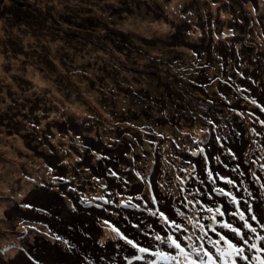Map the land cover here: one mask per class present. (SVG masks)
<instances>
[{"label":"rangeland","instance_id":"obj_1","mask_svg":"<svg viewBox=\"0 0 264 264\" xmlns=\"http://www.w3.org/2000/svg\"><path fill=\"white\" fill-rule=\"evenodd\" d=\"M251 135L264 0H0V264H255Z\"/></svg>","mask_w":264,"mask_h":264},{"label":"trees","instance_id":"obj_2","mask_svg":"<svg viewBox=\"0 0 264 264\" xmlns=\"http://www.w3.org/2000/svg\"><path fill=\"white\" fill-rule=\"evenodd\" d=\"M261 144H262L261 147L256 152H253V148L250 151H249V149H248V151H246V154H245V157H244L243 161H244L245 164L248 165L247 176L240 175V174L237 175L238 178H236V182H234V183L236 185V192L237 191H244V192L247 193L248 197H251V196H253V194L258 192L259 196L261 195V198H262V200L264 202V193H262V190H264V143L261 142ZM250 167H251V169L253 168V171H251ZM255 176L259 179L261 184L256 181ZM206 193H208V192H206ZM229 194H230L231 198L233 199L234 192H231ZM196 201L199 202L198 199H196ZM193 202H194V200H193ZM207 203L211 204L212 202L211 203L207 202ZM204 209H205L204 213L200 212V211H203ZM244 209H245L246 212L242 211V210H241V212L243 214H247L249 216V220L251 222H253L254 221V217H253L254 210H253V207L252 206H248V208H244ZM198 212H200L201 215H202L200 217V219L202 221H204L206 219L207 220L211 219L210 218V214H209L208 210H206L205 206H203L202 209H198ZM196 222L198 223V221H196ZM202 229L203 228H200V231ZM217 235H219V234H217ZM218 239H219V236H218ZM221 240L223 241V239H221ZM226 249L227 250L230 249V248H228L227 244H226ZM228 251L231 252V249L228 250Z\"/></svg>","mask_w":264,"mask_h":264},{"label":"bare ground","instance_id":"obj_3","mask_svg":"<svg viewBox=\"0 0 264 264\" xmlns=\"http://www.w3.org/2000/svg\"><path fill=\"white\" fill-rule=\"evenodd\" d=\"M39 78H40V77H39ZM243 259H245V258H243ZM259 259H260V257H259L258 254L254 253V254L252 255V260L258 261Z\"/></svg>","mask_w":264,"mask_h":264},{"label":"snow or ice","instance_id":"obj_4","mask_svg":"<svg viewBox=\"0 0 264 264\" xmlns=\"http://www.w3.org/2000/svg\"><path fill=\"white\" fill-rule=\"evenodd\" d=\"M177 246H179V245H177Z\"/></svg>","mask_w":264,"mask_h":264}]
</instances>
